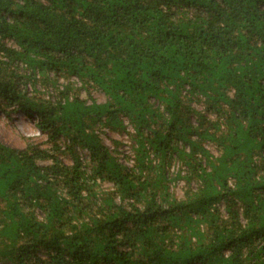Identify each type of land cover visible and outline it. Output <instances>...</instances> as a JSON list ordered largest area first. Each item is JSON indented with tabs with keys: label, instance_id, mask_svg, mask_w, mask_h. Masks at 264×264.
<instances>
[{
	"label": "trees",
	"instance_id": "16d2710c",
	"mask_svg": "<svg viewBox=\"0 0 264 264\" xmlns=\"http://www.w3.org/2000/svg\"><path fill=\"white\" fill-rule=\"evenodd\" d=\"M14 114L0 264H264V0H0Z\"/></svg>",
	"mask_w": 264,
	"mask_h": 264
},
{
	"label": "rangeland",
	"instance_id": "374dc122",
	"mask_svg": "<svg viewBox=\"0 0 264 264\" xmlns=\"http://www.w3.org/2000/svg\"><path fill=\"white\" fill-rule=\"evenodd\" d=\"M84 94L85 92H82V95ZM93 97L98 101L105 100V96L101 91H94ZM34 122L32 119L21 114H14L12 118L0 115V137L5 143L17 148H24L28 141L39 144L44 141L46 137L38 131ZM129 129L132 131L131 127H129ZM104 131L102 137L109 146L113 147L112 139L120 140L122 142V145L119 146L121 153L125 156L130 152L131 148L128 143V133L119 134L107 129H104ZM84 155L87 159L89 158L88 154L84 153ZM120 161L128 165L131 164V162L123 156L120 158Z\"/></svg>",
	"mask_w": 264,
	"mask_h": 264
}]
</instances>
